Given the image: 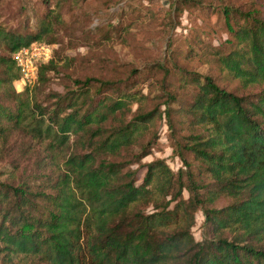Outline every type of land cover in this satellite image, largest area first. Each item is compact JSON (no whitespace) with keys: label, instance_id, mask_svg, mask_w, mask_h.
Masks as SVG:
<instances>
[{"label":"trees","instance_id":"1","mask_svg":"<svg viewBox=\"0 0 264 264\" xmlns=\"http://www.w3.org/2000/svg\"><path fill=\"white\" fill-rule=\"evenodd\" d=\"M41 1L45 11L23 29L0 21V151L16 132L31 146L43 145L52 163L66 145L78 150L53 178L44 177L41 189L8 182L13 174L0 179V263L264 264V0H169L157 18L165 24H179L173 12L179 19L201 8L221 15L227 36L187 49L216 74L175 59L173 71L152 63L151 77L161 74L152 96L137 87L136 68L125 78L86 76L64 91H46L48 72L57 70L60 43L52 28L60 17ZM80 1L86 0H72ZM53 6L62 7L61 0ZM33 44L52 49L37 63L33 83L42 100L29 85L18 92L13 86L20 78L15 54ZM170 76L176 88L165 85ZM163 118L181 166L173 171L156 159L142 165L138 179L131 165L151 154L152 131ZM150 204L154 211L145 212ZM197 210L201 240L191 231Z\"/></svg>","mask_w":264,"mask_h":264},{"label":"rangeland","instance_id":"2","mask_svg":"<svg viewBox=\"0 0 264 264\" xmlns=\"http://www.w3.org/2000/svg\"><path fill=\"white\" fill-rule=\"evenodd\" d=\"M48 1L60 17L52 28V35L60 46L57 70L48 72L50 81L46 91H64L71 86L72 79L86 76L125 78L131 69L136 68L141 72L134 76L140 81L137 87L150 92L152 96L160 91L155 81L161 76L156 72L151 77L154 70L152 63H162L164 67L172 68V59L188 70L201 74L217 73L216 67L205 62L204 57L188 56L187 49L189 46L204 49L206 47L198 48L201 43L202 46L218 45L226 38L223 20L218 13L190 8L184 10L178 19L173 12V21H179V24L171 27L157 19L167 13L169 0H86L77 5L72 0H61L62 7H54L55 0ZM207 1L218 5L222 0H204V3ZM45 8L41 0H0V21L8 28L20 30L31 23L36 14L43 13ZM134 9L138 11L136 15L134 12L128 14ZM178 84L174 76H170L165 83L175 88ZM13 86L16 92L20 91L15 88L18 83H13ZM28 87L31 95L43 99L44 93L38 91L34 84ZM179 92L185 98L182 88H179ZM154 131L152 133L157 139L151 154L131 165L137 171L138 179L145 171L142 165L156 159L165 160L173 171L181 166L179 159L172 154L169 129L164 118L156 122ZM149 136L147 134L142 140L145 141ZM9 140L8 150L0 151V179L13 174L8 182H25L31 187L38 185L37 189H41V184L44 185L45 176L53 178L63 168L62 162L72 150H78L70 143L56 155L52 163L53 159L50 161L51 156L43 145H29L28 139L19 132L12 134ZM134 148L136 150L138 146ZM183 196L187 198L186 191ZM224 203L221 200L218 204ZM143 210L148 213L154 211L152 204L143 207ZM194 216L195 224L191 231L196 240H201L203 214L197 210Z\"/></svg>","mask_w":264,"mask_h":264},{"label":"built area","instance_id":"3","mask_svg":"<svg viewBox=\"0 0 264 264\" xmlns=\"http://www.w3.org/2000/svg\"><path fill=\"white\" fill-rule=\"evenodd\" d=\"M51 54V47L44 44H33L15 54V61L20 71V78L15 82L18 83L17 90H22L25 86L34 83L37 76V63L49 60Z\"/></svg>","mask_w":264,"mask_h":264}]
</instances>
